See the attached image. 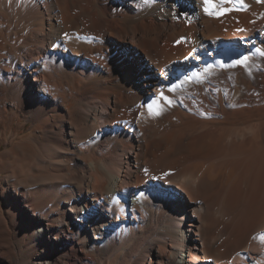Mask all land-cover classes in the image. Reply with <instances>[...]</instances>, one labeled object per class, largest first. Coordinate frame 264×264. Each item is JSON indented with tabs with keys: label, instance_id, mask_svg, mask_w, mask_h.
Returning a JSON list of instances; mask_svg holds the SVG:
<instances>
[{
	"label": "bare ground",
	"instance_id": "bare-ground-1",
	"mask_svg": "<svg viewBox=\"0 0 264 264\" xmlns=\"http://www.w3.org/2000/svg\"><path fill=\"white\" fill-rule=\"evenodd\" d=\"M206 7L0 0V264H264V2Z\"/></svg>",
	"mask_w": 264,
	"mask_h": 264
},
{
	"label": "rangeland",
	"instance_id": "rangeland-1",
	"mask_svg": "<svg viewBox=\"0 0 264 264\" xmlns=\"http://www.w3.org/2000/svg\"><path fill=\"white\" fill-rule=\"evenodd\" d=\"M69 106H70V108L74 107V105L72 103ZM22 254H23V255H21L22 261L27 262L29 260V257H30L29 251L27 249L23 250Z\"/></svg>",
	"mask_w": 264,
	"mask_h": 264
},
{
	"label": "snow or ice",
	"instance_id": "snow-or-ice-1",
	"mask_svg": "<svg viewBox=\"0 0 264 264\" xmlns=\"http://www.w3.org/2000/svg\"><path fill=\"white\" fill-rule=\"evenodd\" d=\"M257 2H264V0H257ZM240 3H243V0H240ZM205 4L206 5H209V7H206L205 8V11L206 12H209V14H211L210 13V7H211V0H205ZM178 43H179V41H178ZM246 59V58H245ZM238 63H239V61H238ZM151 107V106H150Z\"/></svg>",
	"mask_w": 264,
	"mask_h": 264
}]
</instances>
